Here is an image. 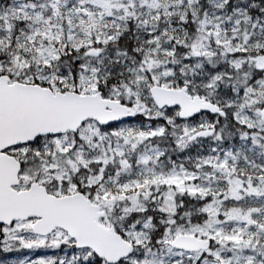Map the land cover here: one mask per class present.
I'll list each match as a JSON object with an SVG mask.
<instances>
[{"label": "snow or ice", "instance_id": "obj_1", "mask_svg": "<svg viewBox=\"0 0 264 264\" xmlns=\"http://www.w3.org/2000/svg\"><path fill=\"white\" fill-rule=\"evenodd\" d=\"M0 264H264V0H0Z\"/></svg>", "mask_w": 264, "mask_h": 264}]
</instances>
